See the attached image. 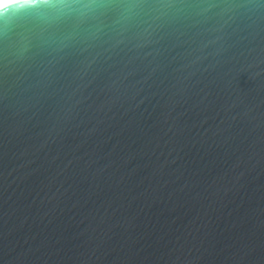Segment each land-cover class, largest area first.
<instances>
[{
	"label": "water",
	"instance_id": "95a60500",
	"mask_svg": "<svg viewBox=\"0 0 264 264\" xmlns=\"http://www.w3.org/2000/svg\"><path fill=\"white\" fill-rule=\"evenodd\" d=\"M0 18V264H264V0Z\"/></svg>",
	"mask_w": 264,
	"mask_h": 264
},
{
	"label": "snow or ice",
	"instance_id": "6c2138e0",
	"mask_svg": "<svg viewBox=\"0 0 264 264\" xmlns=\"http://www.w3.org/2000/svg\"><path fill=\"white\" fill-rule=\"evenodd\" d=\"M36 2L37 0H14L12 4L0 5V16L24 12Z\"/></svg>",
	"mask_w": 264,
	"mask_h": 264
},
{
	"label": "bare ground",
	"instance_id": "6f19581e",
	"mask_svg": "<svg viewBox=\"0 0 264 264\" xmlns=\"http://www.w3.org/2000/svg\"><path fill=\"white\" fill-rule=\"evenodd\" d=\"M7 1H10V0H0V4L4 3V2H7Z\"/></svg>",
	"mask_w": 264,
	"mask_h": 264
},
{
	"label": "clouds",
	"instance_id": "9594fccd",
	"mask_svg": "<svg viewBox=\"0 0 264 264\" xmlns=\"http://www.w3.org/2000/svg\"><path fill=\"white\" fill-rule=\"evenodd\" d=\"M27 10H28V9H27ZM27 10H26V11H27ZM0 19H2V18H0Z\"/></svg>",
	"mask_w": 264,
	"mask_h": 264
}]
</instances>
